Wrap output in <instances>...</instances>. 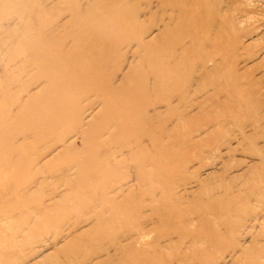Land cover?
Segmentation results:
<instances>
[{
    "label": "bare ground",
    "instance_id": "6f19581e",
    "mask_svg": "<svg viewBox=\"0 0 264 264\" xmlns=\"http://www.w3.org/2000/svg\"><path fill=\"white\" fill-rule=\"evenodd\" d=\"M76 2L82 9L78 13L75 11L74 15L80 18V23L86 20V15L88 16L92 28L91 37L99 36L105 43L130 42L129 46L137 47L135 57L147 55L145 51L147 42L155 43L153 42L155 35L146 40L148 33L143 30L136 18V11L132 10L128 0H78ZM197 2L196 4L188 2L191 14L182 12L184 15H181L180 23L188 17H195V13H202V6L194 12L199 5ZM17 6L20 8L19 21L4 24L1 27L3 32H0V37L3 39L1 41H4L5 46V53L2 52V55H6L8 61L13 64L21 63L19 73H12V67H6L2 69L0 76V172L5 170L3 175H9L13 171L15 187H21V189L16 190L15 187L12 188V185L4 187L0 192L3 198L13 194L14 200L16 198L20 200L15 202L10 197L8 204L7 202L2 204L8 207L13 203L23 206L32 201L33 196L28 195L29 187L35 188V184L46 181L45 178L33 180L30 171L36 168L39 172L41 168L44 170L56 163H60L61 166L58 164L60 168L57 171L53 168L52 172L58 173L50 177V182L54 184L55 181L52 180L55 179V184H59L63 191L54 192L49 195L52 197L47 202L39 203L42 207L41 212H44L42 219L39 221L36 218L33 221L29 219L30 221L16 227V230L17 228L20 230L18 234H23L22 239L13 234L16 232V230L13 232L15 228L12 229L10 226L13 220L4 228L0 226V264H23L24 252L34 243H37L36 248L39 251L30 250L31 258L24 264H55L61 256L66 259L65 264H114L118 258H121L124 264H218L222 259L218 257L222 247H225V243L234 239L238 233L231 224L233 213L240 211L239 208L235 209L236 205H243L249 198L245 196L247 199L245 200L243 197L246 194L242 193L243 196L235 195V193L232 196L228 190L222 192L221 185L217 184L214 178L210 180V176L219 173L222 166L219 160L223 159L222 156L207 159L208 163L214 159L209 166L212 167L210 171L201 175L194 172L196 166L200 164L202 166V160L205 159V154L201 150L205 140L217 138L215 129L210 128L200 132L194 139L188 140L185 151L187 156L182 159H168L164 169L157 168V163L160 161L157 156L161 148L160 139L145 137L132 139L136 130L147 128L163 112H170L174 105L181 102L188 103L190 92L179 91L176 95L172 94L175 85L169 72L172 59H165L159 54L160 57L158 55L153 59L150 76L144 77L137 72L130 73L128 70V76L120 80L122 84L115 81L116 76L122 71V66H119L112 74L104 77V83L99 90L102 105H96L95 108H82L79 101L85 95L86 85L91 77L81 75L76 87V79L71 75V71L78 74L85 65L99 62V55L95 54L91 47L93 39L90 36H81L75 30L67 28V23L61 24L59 15L62 16V12L55 14L56 7L48 5L45 0L39 3L36 0H24ZM178 11H181V8ZM202 32L198 29L189 34V42L192 45L189 46V50L187 48L189 55V59L186 58L187 62L192 60L195 44L205 35L209 36L208 32ZM79 54L85 55V60L73 63V55ZM184 58V56H177L175 61H184ZM213 64L211 66L216 67ZM185 75L187 74L183 71L181 74L176 72L175 77L179 79L184 78ZM178 84L179 82L176 83ZM199 93H202L201 90ZM156 96L162 97L154 98ZM208 99H211L210 96ZM197 104L198 109H203V104L198 102ZM102 107L106 110L108 119L105 124L100 125L102 116H94V114ZM133 107L148 116L149 120L142 125L131 122L129 118L133 116ZM193 107L192 104L190 109ZM241 112L239 108H236L229 113L228 117L239 118ZM184 113L190 114L187 110ZM186 118L181 116L177 122L185 121ZM254 130L256 132L260 130L258 123L254 126ZM68 131L82 138L84 142L82 151L70 152L73 144L67 141L69 137L66 136V132ZM20 133L25 134L22 139L17 138ZM255 136H252L254 148L257 147L258 141ZM172 138V134L165 136L167 140ZM42 142H46L44 145L46 152L38 154L37 151L34 156L32 153L28 155V143H31L33 147ZM24 150L26 152H23ZM229 154L233 155V153ZM252 156L258 158V164L251 161L243 168L241 176L252 168L255 175L258 174L260 180L264 181V155L258 154L255 150ZM226 160H229L227 156ZM70 161L73 164L68 165ZM146 161L151 162V168L148 170L144 168ZM172 164H176L174 168H177L171 170ZM130 166L135 170L142 167L138 177H121V170ZM51 169L47 170L50 172ZM188 171L191 180L188 183L185 181V185L178 186L177 179L184 177V173ZM34 172L38 173L36 170ZM252 177L254 178V175ZM28 178L32 182L31 185L27 183ZM253 187L256 188L255 185ZM14 190L16 192H13ZM259 193L262 192L249 194L250 199L259 200ZM7 199L9 201V198ZM251 205L249 207H253ZM86 214L89 217L83 218ZM237 216L240 217V215ZM2 217L4 219V213ZM73 219L75 220L70 224ZM77 220L79 222H75ZM0 222L4 226L6 221ZM262 222H264L263 212L260 217L254 219L251 227L254 228ZM62 225H68L67 230L72 232L62 235L60 239L57 237L56 240L45 242L37 240L40 233L52 229L58 232ZM222 226L226 230L221 229ZM164 231L172 233L164 238H154L155 235L164 234ZM5 241H7L6 244H4ZM50 245V248L55 251L54 255L51 254L52 250L48 251ZM206 245L207 249L201 248ZM239 246L241 249L237 248L234 251L244 252L242 250L245 249L244 245L239 243ZM262 246L259 250L257 246L254 247L256 250L254 256L252 254L253 264H264V244ZM91 247H97V249L86 253V249ZM232 256L230 259H233L235 254ZM223 263L226 264V261Z\"/></svg>",
    "mask_w": 264,
    "mask_h": 264
},
{
    "label": "rangeland",
    "instance_id": "374dc122",
    "mask_svg": "<svg viewBox=\"0 0 264 264\" xmlns=\"http://www.w3.org/2000/svg\"><path fill=\"white\" fill-rule=\"evenodd\" d=\"M3 1L4 0H0V32L1 33L3 32V29H1V27L4 24H7L9 22L19 21L20 13H18V11L20 12V8H18L17 5L21 4L24 0H14L15 2H17V4L13 0H5L4 2ZM36 1L39 3L44 0H36ZM45 1L48 5L50 6L53 5L54 7H56L57 10L55 11V14L58 15L59 14L58 12H62V16L59 15L60 17L59 22L61 24L67 23V28L75 30V32L77 34H80L81 36H90L92 28L88 21L87 18L88 16L86 15L85 16L86 20L80 23V18L74 15L75 11L78 13V11H81L82 9V7L78 5V2H76L78 0H45ZM128 1H129L128 3H130V7H132V10L134 9V12L136 11L135 12V14L137 15L136 18L141 23L143 30L145 31V33H148V35L150 34L149 36L147 35L146 40L152 38V36L155 35V37L153 36L155 38V39L153 38V40H155L153 42L155 43L147 42L145 45V51L147 55H142V56L138 55L139 57H135L137 55L136 54L137 47H135L136 48L135 49L133 47L134 45L129 46L130 42L105 43L101 40L99 36L96 37L90 36V38L93 39V43L91 47L94 50L95 54L99 55V62L95 63L96 65L95 64L85 65L78 74H75L73 73V71H71V75L76 79V87L79 84V77L81 75H88L91 77L86 85L85 95H83L82 98L80 99L79 105L82 108H95L96 105H102V100L99 96V90L104 83V77L106 75L112 74L114 71H116L119 68V66H122L121 67L122 71L121 70L120 71L123 74L119 72V74L115 78V81L117 80L116 82L118 84H122L121 81L126 78L128 70L130 73L137 72L138 74L143 75L144 77L150 76L152 73L151 64L153 63V59H155V57L161 54V56L165 59L171 58L172 62L170 64L169 72L170 75H172V79H174L175 82V85L173 86L174 92L172 94L176 95L177 92L179 91L180 92L188 91L190 92L191 95L190 99L188 103L181 102L177 105H174V108H172V110L168 113L163 112V114L160 117H158L156 120H154L147 128L136 130L135 135L132 139H138L142 137L160 139L161 148L160 151L157 153V156L160 161L159 163H157V168L164 169L168 163V159L171 158L182 159L187 156V153H185V151L188 140L194 139L197 135L200 134V132L207 131L210 128L215 129V136L217 138L214 139L211 138L205 140L203 149H201L203 154H205L204 155L205 159L202 160L203 161L202 166L201 164L196 166L194 172H196V174L201 175L203 173L210 171L212 167L209 166L211 165V162H214V159L213 161H209V163L207 162L208 161L207 159L211 157L215 158L216 156H222L223 157L222 160L224 161L219 160L220 161L219 163H222V166L218 171L219 173H215V175H212L213 177L210 176L209 177L210 180L214 178V181L217 184L221 185L222 192L223 190H228L230 195L235 193V195L240 194L241 196H243L242 194H246L244 195L243 198L245 200L249 198L247 200L249 202L246 201L243 205L241 204L236 205L237 207L235 209L237 210L239 208L240 211L238 213L235 212L233 213L231 217V224L234 225L238 233L234 239L228 240L226 242L227 244L225 243V247H222V251L218 254V257L222 258L223 260L220 259L218 264L219 263L225 264L223 263L224 261H226V264H253L252 254L254 256V251L256 250L254 247L257 246L259 250L260 248L263 247L262 245L264 244V232H263L264 222L257 224L256 227L254 228L251 227L254 219L260 217L262 212L264 213V204H263L264 181L262 179L260 180V176L258 174L255 175V172L251 170L252 168L248 169L245 174H242V176L241 173L243 168L248 166V164L251 163V161H253V163L255 164H258V158L257 157L253 158L252 156L255 150L258 151V154L264 155V8H263L264 0L262 1L260 0V2H258L259 0L258 1L211 0V2L210 0H201V1L200 0H138V2H136L137 0H133V3L132 0H128ZM196 1H198L197 3H199V5L196 6L197 8L194 9V12L197 11L199 6H202L203 7L202 13L201 12L195 13V17L194 16H192L191 18L188 17L186 18V20H181L180 23L182 14L184 15L185 12L191 14V12L189 11L190 10L189 3L196 4L195 3ZM262 2H263V6H262ZM12 3L14 4V6ZM172 5L174 6V8ZM175 5L178 6V8ZM180 8L181 11H178ZM13 10H15V12H13ZM177 11L180 14H178ZM170 12L171 13L173 12V14H171ZM159 13L161 14L160 16ZM10 14L13 17H10L11 16ZM14 14L15 15L17 14L18 17L17 15L15 17ZM170 14L171 16H169ZM245 19L246 22L244 23ZM176 21H178L179 23ZM198 29L199 32L202 31L203 32L206 31V33L208 32L209 36L205 35L204 38L200 39V41H198L195 44L193 55L191 57L192 60L187 62L186 58L188 57L187 60L189 59V55H188V50L190 49L189 46L192 45V44L190 45L189 42L190 40L189 34L192 33L193 31L196 32ZM214 35L215 36L217 35L216 36L217 39L215 38ZM1 40L3 39L0 37V76L2 74V69L6 67H12V73H19V68L21 66L19 64L21 63L15 62V64H13V62L8 61L6 55L4 54L2 55V52L5 53V49H4L5 46L3 44L4 41ZM182 49L185 50L184 51L185 53L181 51ZM141 54H143V52ZM174 56L175 57L184 56L185 58L184 61H175ZM126 57H127V61H126ZM158 57H160V55ZM84 60H85V55L82 54L73 55L72 57L73 63L78 61L83 62ZM212 63H214L213 66L215 65L216 67L213 68L211 66ZM179 64L181 65L179 66ZM182 68H183L182 70L183 73L187 74L185 75L186 78L184 77L185 78L184 79L183 77H180L179 79H177L175 77V74L176 72L181 74ZM124 69L127 72L126 71L124 72ZM177 82H179L178 85H176ZM199 90H201L202 93H199ZM207 96L208 98L210 96L211 99H208ZM159 97L162 96H156L154 98H159ZM197 102L203 104L202 105L203 109L201 110L198 109ZM192 104L194 107L193 109H190V107H192ZM236 108H239L240 111H242L239 118L236 119L229 118L228 117L229 113L235 111ZM186 110L187 113H190L189 115H186L184 113L186 112ZM98 115L102 116L100 125L105 124L107 122L108 116L106 110L103 107L101 109L96 110L94 116H98ZM132 115L133 116L129 119L131 122H133L136 125H142L144 122H147L149 120L148 116L142 114L140 110L135 107H133L132 109ZM181 116H186L187 118L185 119V121L179 122L180 121L179 120L177 122V119H179ZM256 123H258V126L260 127V130L258 132L254 130V126L256 125ZM166 134H172L173 138L171 140L165 139ZM21 135H22L21 133L18 134L17 138L22 139L25 134L22 136ZM251 135L253 137L255 136L256 138H258L256 148L252 147L253 141ZM66 136L69 137L67 141L73 144L72 146L73 148L70 149L71 153L74 150L75 151L83 150L84 142L82 138H80V136L76 135L75 133L73 134V132L71 131L66 132ZM70 138L72 139L70 140ZM45 144L46 142H42L38 146L35 145L31 147V143H28L29 145V147H27L28 155H31L32 153V155L34 156L37 153V151L38 154L40 152L41 153L46 152V148L44 147ZM47 149L49 150V148ZM23 152L26 151L24 150ZM228 153H233V155L229 154L230 155L229 156ZM226 156L227 158H229L230 161L226 160ZM58 164L60 165V163ZM58 164L56 163L50 166L52 169L50 167L45 168L44 170L43 168H41L38 172L36 168H33L32 171H30L33 180H35L36 178L38 179L45 178L46 182H40L35 184L36 190L34 187L33 189L32 186L29 187L30 189L28 195L29 196L32 195L33 197H32V201L30 200V202H27L25 205L18 206L16 203L15 204L13 203L12 205H9V207L5 206L2 203L7 202L6 204H8V202H10L11 200L10 197H12L13 194H10V197L3 198L4 197L3 194L0 193V209L2 208L1 210H3V212H1L0 210L1 213L0 221L2 222L3 220L4 222L6 221L5 225L3 223L4 226L0 224L1 228L2 227L4 228L9 224V222L11 223V221L13 220L12 221L13 223L9 225L12 226L11 227L12 229L15 228L13 229L14 232V230H16V227L22 225L24 222L30 220L33 221L35 218L37 219V221H39L44 217V215H42L44 214V212H41L42 207H40L39 203L47 202L50 199V197H52L49 196L52 193L63 191V188H60L59 184H55L56 183L55 179L52 180L55 181L53 182L54 184L50 182L51 180L50 177H53L54 174L56 175L58 173V172L56 173V171L61 166V165L59 166ZM70 164H73V162L70 161L68 165ZM175 165L176 164L174 165L172 164L171 170L177 168V167L174 168ZM53 168L56 171L52 172ZM144 168L147 170L150 169L151 162L146 161L144 163ZM47 169H51V171L49 172V170ZM35 170L38 172L37 174L36 172H34ZM141 170L142 167L135 170L130 166L124 168V170H121V172L120 171L119 172L121 177L125 176L128 178L130 177L136 178L140 174ZM186 170L187 169H185V171ZM4 172L5 170L1 171L0 175L5 174ZM48 172L50 173V175ZM12 173L14 172L11 171V174ZM44 173H47L48 175L47 174L44 175ZM11 174L9 175L6 174L3 176L1 175L0 192H2V189H4V187L12 185V188H14L16 186L15 181H13V174L11 178L9 177ZM220 174H222L225 178ZM189 175L190 174L188 171L184 173V177L178 178L177 179V181L179 182L178 186L185 185L186 182L188 183L191 180V177ZM252 175H254V178L253 177L251 178ZM5 176L8 177V180L7 177ZM221 177H223L224 180ZM46 178L49 179L46 180ZM29 182L27 183L31 185L32 182L30 183ZM56 185L58 186L56 187ZM131 185H133V183H131ZM253 185H255L256 188H254ZM49 186H52V188L50 187L51 188L50 189ZM18 188L19 190L21 189V187ZM18 188L15 187L16 190H18ZM13 192L16 191L14 190ZM254 192H262L261 193L262 196H260L261 195L260 193L258 194V197L260 198L259 200L256 199L257 201L255 199H250L249 194L252 195V193ZM245 196L247 197V199ZM41 197H43V199ZM7 198H9V201ZM12 199L14 200L13 197ZM3 200L4 202H1ZM18 200H20V198H16L14 201L17 202ZM260 201L261 203H259ZM250 204H252L251 206L253 207H249ZM51 207H54V205H51ZM248 209L251 211H249ZM3 213L5 214L4 219L2 217ZM9 215H11V217ZM237 215H240V217ZM15 216L17 219L15 218ZM26 216L28 219L25 218ZM83 216H84L83 218L89 217V215L87 216V214L86 216L85 215ZM14 219L16 221H14ZM74 220L75 219H73L70 222V224ZM75 222H79V221L77 220ZM13 225L16 226L14 227ZM60 227L61 229L59 228L58 232L57 230H53V229L44 233L37 232L40 233L37 240L39 242L56 240L57 237L60 239L62 235L65 234L68 235L70 234V232H72V230L70 231L67 230L69 227L68 225L66 226L62 225ZM221 229L226 230V228L223 226L221 227ZM18 230L19 229L17 228L16 232H14L13 234L18 236L19 239H22L23 234L22 235L18 234L20 232V230L19 231ZM167 232H165L162 235L161 234L155 235L154 238L156 239L164 238L168 234L170 235L172 233L169 231ZM6 242L7 241H5L4 244H6ZM239 243L240 245H244L245 248L242 249L244 250V252L242 253H238V251L237 252L234 251L237 248H239L238 250L241 249ZM36 246L37 243H34L32 245L33 249L31 247L30 249L24 252V257H25L24 263H27L31 258L30 250L39 251V249L36 248ZM50 247L51 245L48 246V251L52 250L51 254L54 255L55 251ZM201 248L207 249V245L205 247L202 246ZM96 249L97 247H91L89 249H86V253L94 252ZM232 254H235V257L233 259H230V257H233ZM233 260L235 261V263ZM65 262L66 259L63 256H61L56 260L55 264H65ZM114 264H124V263L121 261V258H118V260L114 261Z\"/></svg>",
    "mask_w": 264,
    "mask_h": 264
}]
</instances>
